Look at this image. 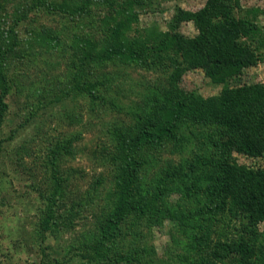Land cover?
<instances>
[{
    "label": "trees",
    "instance_id": "obj_1",
    "mask_svg": "<svg viewBox=\"0 0 264 264\" xmlns=\"http://www.w3.org/2000/svg\"><path fill=\"white\" fill-rule=\"evenodd\" d=\"M154 1L0 0V131L19 121L0 137V155L18 129L40 131L37 118L81 127L34 157L35 176L47 179L33 239L39 264H264V84L240 82L264 58V8L205 0L175 7L165 29L142 28L139 14ZM181 22L196 33L183 35ZM194 69L220 86L216 95L181 86ZM84 131L96 132L87 152L101 172L76 191V171L61 168ZM21 149L20 161L29 155ZM80 210L91 212L87 227ZM164 221L172 227L159 258L146 235Z\"/></svg>",
    "mask_w": 264,
    "mask_h": 264
},
{
    "label": "rangeland",
    "instance_id": "obj_2",
    "mask_svg": "<svg viewBox=\"0 0 264 264\" xmlns=\"http://www.w3.org/2000/svg\"><path fill=\"white\" fill-rule=\"evenodd\" d=\"M240 7L250 8H264V0H238ZM205 0H156L154 3L141 11L139 14L140 27L159 26L161 29H165L164 25L167 23L173 9L179 7L183 10L194 11L200 8L204 4ZM46 22V20H45ZM258 24L263 27L264 30V17H258ZM178 30L185 36H193L196 31L191 22H181ZM63 68L57 70L56 73L62 71ZM48 74V72H46ZM131 76L135 79H140L141 74L145 79L152 80L156 78V75L145 72H130ZM31 80H34L31 78ZM30 80V81H31ZM36 81L38 79H35ZM34 80V81H35ZM240 82L255 83L260 82L264 84V58L256 65L247 68ZM181 86L185 90H193L198 92L203 97L216 95L220 86L211 83L206 78L203 72L199 69L186 71L181 80ZM31 89V86H30ZM29 92H32L30 90ZM23 96L20 97V99ZM16 99V98H15ZM18 100H20L17 97ZM11 114L16 112L15 105H10ZM10 117H13L10 115ZM115 115L107 116L105 121H114ZM36 122L42 125V129L35 133L31 130L33 127H26L18 129L14 136L13 141H10L5 147L4 151L0 155V264H39L42 261L40 255V248L34 243L35 232L37 230V222L43 211L44 205L40 199V192L45 189V183L47 179L42 176H35L36 163L34 157L42 155V150L46 146L48 140H51L56 134L69 133L72 131H78L80 126L73 127L67 126V124L58 118H37ZM19 121L17 119L6 121L0 131V137H6L9 134L11 128H13ZM95 133V134H94ZM86 132L82 134L83 137L76 144L77 150L80 153L72 158H68L62 165V171L68 168L74 169L76 172L75 180L73 184L77 186L76 191L84 190L86 183L90 182L92 178L96 177L101 172V168L94 172L91 165V155L87 152L96 145V132ZM28 147V156H25L20 160L22 149L21 147ZM200 144L195 148L197 152L201 151ZM19 152V153H18ZM191 152V151H190ZM182 157H187L188 153H183ZM212 154V150L209 155ZM35 155V156H32ZM179 155L164 154L163 158L171 160L173 163H177L183 159ZM238 162L247 165L260 164L262 159H249L242 156H236ZM79 169L82 171L83 176L77 174ZM94 174V175H93ZM94 176V177H93ZM42 181V183H41ZM39 188V189H38ZM81 188V189H80ZM172 200L176 199V194H171ZM99 202V201H98ZM99 203H102L101 201ZM94 206V205H93ZM95 207L92 209L94 213ZM98 209V208H96ZM79 225L87 227L93 221V217L89 210L79 211V214L75 216ZM172 227L171 223L164 221L160 227L152 228L151 232L146 235L148 241L154 246L155 251L159 258L164 257L165 246L169 241V230ZM62 239V240H61ZM59 242L60 248L68 242L67 236L61 238ZM52 245L57 244V239L53 237L49 239ZM53 247V246H52ZM59 250V248H57ZM46 254L50 257L55 255L51 249H45Z\"/></svg>",
    "mask_w": 264,
    "mask_h": 264
}]
</instances>
